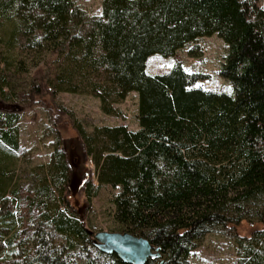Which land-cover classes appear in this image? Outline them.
I'll list each match as a JSON object with an SVG mask.
<instances>
[{"label": "trees", "instance_id": "trees-1", "mask_svg": "<svg viewBox=\"0 0 264 264\" xmlns=\"http://www.w3.org/2000/svg\"><path fill=\"white\" fill-rule=\"evenodd\" d=\"M211 35L225 44L217 74L229 92L199 86L208 75L178 61L145 71L147 57ZM187 54L198 56L196 45ZM131 92L135 130L86 131L55 103L92 165L78 186L84 208L99 187L115 189L105 231L156 247L144 264H192L211 232L236 245L222 264H264V0H101L91 16L73 0H0V264H126L95 247L96 231L70 200L71 167L48 104L46 163L21 165L18 122L21 106L59 93L94 97L116 116ZM242 221L263 227L239 236Z\"/></svg>", "mask_w": 264, "mask_h": 264}, {"label": "rangeland", "instance_id": "rangeland-1", "mask_svg": "<svg viewBox=\"0 0 264 264\" xmlns=\"http://www.w3.org/2000/svg\"><path fill=\"white\" fill-rule=\"evenodd\" d=\"M73 1L88 16L97 14L100 11L101 0ZM192 45H196L199 50V55L196 57L187 54V49ZM224 50L225 44L216 35L200 37L177 51L173 56L162 57L153 54L147 57L145 71L148 74L161 73L169 69L175 61H178L187 71L202 72L208 75L206 80L198 83L199 86L229 92L230 83L217 74V69L221 61L220 57ZM37 102L24 108L21 106L19 113L18 138L21 146L27 151L26 153L28 155L25 159L26 163L23 161L21 165L24 164V166L31 167L32 165L46 163L52 142V135L48 129L50 128L49 123L51 122L52 127L58 132L63 141L62 147L71 167V202L74 201L75 207L80 213H83L85 222L91 230H107L111 209L109 199L115 192V189L106 186L99 187L95 195L89 199L87 208H84L85 203L78 191V186L82 179V169H87L89 177L92 179V167L82 157L75 131L72 129L66 116L56 110L55 103H59L71 110L86 131L96 125L112 126L117 124H124L128 129L135 130L137 128L134 118L136 111L135 93H129L121 103L116 105V116L101 113L98 109L97 99L91 96L59 93L53 101L45 96ZM45 104H48L47 107L52 110L50 122L47 121V108ZM18 175H20V172H17ZM19 181L22 182L23 186H27L28 184L25 177H21ZM262 227L263 224L260 223L249 224L242 221L233 228V231L239 236H248L253 229H261ZM235 251L236 245L231 237L217 232H211L205 235L192 250L189 255V261L192 264L227 263L234 259Z\"/></svg>", "mask_w": 264, "mask_h": 264}, {"label": "water", "instance_id": "water-1", "mask_svg": "<svg viewBox=\"0 0 264 264\" xmlns=\"http://www.w3.org/2000/svg\"><path fill=\"white\" fill-rule=\"evenodd\" d=\"M93 243L100 252L115 254L126 264H144L148 258L158 256L157 248L145 238L126 232L96 231Z\"/></svg>", "mask_w": 264, "mask_h": 264}, {"label": "built area", "instance_id": "built-area-1", "mask_svg": "<svg viewBox=\"0 0 264 264\" xmlns=\"http://www.w3.org/2000/svg\"><path fill=\"white\" fill-rule=\"evenodd\" d=\"M90 164V162H88ZM90 166L92 167V165L90 164ZM91 173L93 174V172L91 171Z\"/></svg>", "mask_w": 264, "mask_h": 264}]
</instances>
